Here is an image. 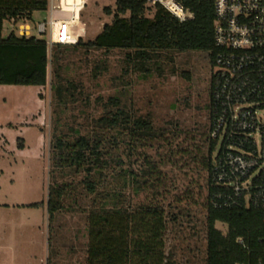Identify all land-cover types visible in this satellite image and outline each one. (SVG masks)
<instances>
[{
	"label": "rangeland",
	"instance_id": "1",
	"mask_svg": "<svg viewBox=\"0 0 264 264\" xmlns=\"http://www.w3.org/2000/svg\"><path fill=\"white\" fill-rule=\"evenodd\" d=\"M115 4L116 0H87L75 25L83 42L93 41L105 25L112 23L113 14L104 10L114 11ZM154 14L155 10L147 11L146 16L153 18ZM50 17V8L35 12L28 24L35 28ZM52 17L55 22L71 21L73 14L55 6ZM24 24L6 22L3 36L12 31L19 35ZM38 38L49 40L48 35ZM55 52L56 48L50 58ZM59 55V65H49L46 86H0V131L4 129L0 133V203L13 202L20 196L46 204L50 186L70 185L64 208L52 221L45 210L40 214L33 211L35 220L44 227L43 235L33 232L31 246L22 242L15 252L5 240L9 254L14 253L16 264H87L88 216L96 195L87 192V173L57 168L53 152L57 138L73 142L79 135L97 134L103 139L110 162L97 202H102V194L112 191H120L122 202L132 209L158 200L169 214L166 252L177 264H205L209 174L204 162L213 138V67L208 55L170 52L148 63L135 59L132 51L119 49L107 52L69 47L62 48ZM54 84L67 90L62 100L56 96ZM113 99L118 100L117 106ZM118 109L134 117L150 116L157 136L140 142L117 129L96 126L98 119ZM261 115L264 117V111ZM37 121L41 124L37 129L23 128ZM38 130L45 135L40 157ZM18 138H23L27 146L23 154L16 153ZM148 165L158 170L150 178L158 177L157 188L144 185L137 193L135 179L144 181L142 172ZM99 178L96 175L93 180ZM216 227L227 234L226 225L217 223ZM4 253L5 245L0 242V264H11Z\"/></svg>",
	"mask_w": 264,
	"mask_h": 264
},
{
	"label": "trees",
	"instance_id": "2",
	"mask_svg": "<svg viewBox=\"0 0 264 264\" xmlns=\"http://www.w3.org/2000/svg\"><path fill=\"white\" fill-rule=\"evenodd\" d=\"M182 5L193 14V18L185 22H180L161 6L149 7L143 0H116L114 11L111 8L104 10L108 15L113 14L112 23L105 25L93 41L85 43L80 38L74 45H55L52 50L56 48V52L50 58L52 50L43 39L20 36L15 31L7 37L3 36L5 22L28 23L35 12L48 10L49 0H0V86H46L49 65L58 66L61 49L69 47L107 52L116 49L132 51L134 58L142 63L154 61L164 53L199 52L207 54L213 65L217 55L214 44V0H182ZM152 10H155L154 17H147V11ZM130 55L128 58L132 59ZM56 76L60 78L58 73ZM52 88L58 99L62 100L67 90L61 84H54ZM112 103L115 106L119 104L116 99ZM210 118L212 122L211 110ZM95 123L99 129H117L120 134L124 133L140 142L157 136L150 116L134 117L125 109H118ZM213 129L212 124L211 131ZM17 143L18 149L23 150L24 140L18 138ZM228 145L218 138L210 139L204 162L209 174L205 264H264V207H225L223 198L219 196L232 195V191L212 182L214 163ZM105 153L100 136L79 135L73 142L57 138L53 160L59 169L68 168L75 173L85 171L87 192L98 197L104 171L110 164ZM157 171L151 165L145 167L142 172L146 177L144 181L135 179L137 193L144 185L157 188L158 177L150 180ZM96 175L100 176L98 181L93 180ZM69 187L57 183L49 187L46 207L49 221L63 210ZM96 197L88 216L87 264H177L172 255L166 252L169 214L163 204L155 199L132 209L124 205L120 191L102 194L100 204ZM216 203H220V206L215 207ZM42 206L43 203H34L27 207ZM217 223L227 226V234L216 227Z\"/></svg>",
	"mask_w": 264,
	"mask_h": 264
},
{
	"label": "built area",
	"instance_id": "3",
	"mask_svg": "<svg viewBox=\"0 0 264 264\" xmlns=\"http://www.w3.org/2000/svg\"><path fill=\"white\" fill-rule=\"evenodd\" d=\"M143 1L149 7L161 6L180 22L193 18L182 0ZM86 4L87 0H49L50 20L35 28L21 25L19 35H48L51 49L77 44L81 34L75 25ZM55 6L72 12V20L55 22ZM214 14L217 55L211 75L212 133L229 145L214 163L212 182L232 191V195L219 196L223 206L260 208L264 207V0H214Z\"/></svg>",
	"mask_w": 264,
	"mask_h": 264
},
{
	"label": "crops",
	"instance_id": "4",
	"mask_svg": "<svg viewBox=\"0 0 264 264\" xmlns=\"http://www.w3.org/2000/svg\"><path fill=\"white\" fill-rule=\"evenodd\" d=\"M26 24L29 25L28 23ZM38 121L36 123H32L31 124L32 126L30 127H26L23 125L21 126H23L24 129L25 128H36L37 129L36 125H41L40 122ZM21 126H20V130H22ZM10 127L16 128V126L12 127L9 125L8 128ZM1 131L3 132L4 129ZM39 132H40L39 139H40V144H41V148H40L41 151L39 152V154H37V156L40 157V154L42 153L44 140H45V135H43L41 131ZM26 147L27 146L24 142V149L18 150L16 151V153L23 154L26 150ZM34 203H43V202H41L40 200L38 201H30L28 199L25 200V199H22L20 196H18V198H16V200H14L13 202L9 203L5 201L3 203H0V224L3 226L0 228V242H2L5 245V253L3 256L7 258L11 262V264H16V261H15L14 253L9 254L7 244L4 242L5 240L10 242L11 246L14 248L12 252H15V250L18 249L17 246H19L22 242H26V244L31 246L33 232L37 231L39 232V234L42 233L43 235L44 227L43 225H41V223L37 222L39 221L38 219L35 220V217H34L35 214L33 211H37L36 214L37 213L40 214L41 210L43 211L45 210V212L47 213V208H46L47 203L46 204L43 203V206L39 208H28L27 207ZM7 231H9V233H7Z\"/></svg>",
	"mask_w": 264,
	"mask_h": 264
}]
</instances>
